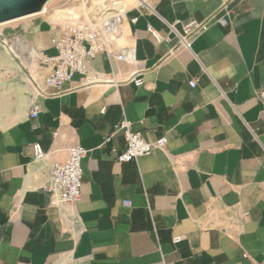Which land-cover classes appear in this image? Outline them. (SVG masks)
<instances>
[{
    "label": "crops",
    "instance_id": "obj_1",
    "mask_svg": "<svg viewBox=\"0 0 264 264\" xmlns=\"http://www.w3.org/2000/svg\"><path fill=\"white\" fill-rule=\"evenodd\" d=\"M117 1L112 54L89 65L140 86H80L74 74L37 95L51 69L38 52H56L60 22L45 6L0 30V264H264V0ZM190 19L208 28L186 49L167 23ZM123 118L146 140L166 135L165 149L117 162ZM74 143L87 149L80 200L52 207L49 166Z\"/></svg>",
    "mask_w": 264,
    "mask_h": 264
},
{
    "label": "built area",
    "instance_id": "obj_2",
    "mask_svg": "<svg viewBox=\"0 0 264 264\" xmlns=\"http://www.w3.org/2000/svg\"><path fill=\"white\" fill-rule=\"evenodd\" d=\"M107 2V3H106ZM98 10L87 17L69 16L60 22L51 36V44L55 48L52 55L42 51L38 52V59L41 63L49 65L50 71L44 78V87H36L37 95H47L45 91L51 88L53 92H59L62 86L68 82L74 74L79 75V85L89 86L96 83L117 85L120 82H132L136 86L143 84L140 76H130L125 80L118 81L112 74H106L94 70L89 65V60L97 53L105 52L112 54L110 43L121 33L123 15L126 10L122 8L117 0H105L97 7ZM133 22L135 17L130 18ZM217 22L226 24L222 17ZM180 24L181 30L175 28V24ZM168 28L173 33L178 44L186 49L191 48L192 42L200 36L207 28V21H197L190 19L187 21L176 20L174 23H167ZM148 30L152 32L158 42H169L171 37L162 36L149 25ZM117 59H126V51L115 55ZM133 59V54H130ZM189 85L194 87L196 80L189 81ZM258 96L264 97V89L258 92ZM41 108L37 101L31 103L28 116L36 118ZM130 122L123 118L115 125L114 131H122L125 146L117 152L115 159L117 162H128L142 156H148L155 150H164L168 141L166 135L155 140H146L140 131H133ZM32 128H36L34 124ZM55 133H53V136ZM110 140V136L104 142ZM87 154V149L78 143L68 146L67 156L61 161H53L49 166L48 181L43 186V190L50 196L52 207H62L73 205L80 200V187L83 177L82 160ZM46 152L39 143L32 145V156L35 161H42L46 158ZM122 204L126 207L131 206L130 200H123ZM182 240V236L174 235L171 238L173 244ZM245 256V254H243Z\"/></svg>",
    "mask_w": 264,
    "mask_h": 264
},
{
    "label": "rangeland",
    "instance_id": "obj_3",
    "mask_svg": "<svg viewBox=\"0 0 264 264\" xmlns=\"http://www.w3.org/2000/svg\"><path fill=\"white\" fill-rule=\"evenodd\" d=\"M100 1L101 0H49L45 5L47 10L49 11L46 13L51 14L52 17L59 22H62L63 20L74 14L76 17L86 19L94 12H96L95 8L101 5ZM69 10L72 11L73 14L69 13ZM10 24L13 23H5L0 25V30H2L1 28H3L4 26Z\"/></svg>",
    "mask_w": 264,
    "mask_h": 264
},
{
    "label": "water",
    "instance_id": "obj_4",
    "mask_svg": "<svg viewBox=\"0 0 264 264\" xmlns=\"http://www.w3.org/2000/svg\"><path fill=\"white\" fill-rule=\"evenodd\" d=\"M49 0H0V23L43 10Z\"/></svg>",
    "mask_w": 264,
    "mask_h": 264
},
{
    "label": "bare ground",
    "instance_id": "obj_5",
    "mask_svg": "<svg viewBox=\"0 0 264 264\" xmlns=\"http://www.w3.org/2000/svg\"><path fill=\"white\" fill-rule=\"evenodd\" d=\"M100 2H102V3H104L105 2V0H101ZM45 7V6H44ZM43 9H45V8H43ZM43 11V10H42ZM69 13H71V14H73L71 11H69ZM73 17H75V14L74 15H72ZM71 16V17H72ZM24 18V17H23ZM15 20V19H14ZM17 20V19H16ZM12 21V20H11ZM11 21H8V22H11ZM5 23H7V22H4V23H0V24H5Z\"/></svg>",
    "mask_w": 264,
    "mask_h": 264
}]
</instances>
